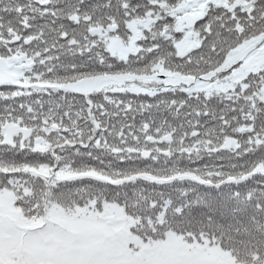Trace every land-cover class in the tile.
<instances>
[{"label": "snow or ice", "instance_id": "obj_1", "mask_svg": "<svg viewBox=\"0 0 264 264\" xmlns=\"http://www.w3.org/2000/svg\"><path fill=\"white\" fill-rule=\"evenodd\" d=\"M0 264H264V0H0Z\"/></svg>", "mask_w": 264, "mask_h": 264}]
</instances>
